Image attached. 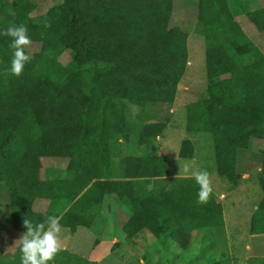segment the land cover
Here are the masks:
<instances>
[{
  "label": "trees",
  "instance_id": "16d2710c",
  "mask_svg": "<svg viewBox=\"0 0 264 264\" xmlns=\"http://www.w3.org/2000/svg\"><path fill=\"white\" fill-rule=\"evenodd\" d=\"M195 4L191 31L204 41L206 87L186 105L185 129L212 136L216 173L229 183L241 179L238 151L261 154L263 197L249 233L264 235V53L258 47L264 0ZM173 5L0 0V30L23 24L32 40L25 48L29 61L15 77L6 71L10 38L0 36V184L9 195L13 231H26L24 219L43 222L54 215L74 232L88 225L108 193L130 214L122 226L126 239L143 231L169 235L185 251L194 232L224 227L219 197L212 192L207 203H197L191 177L170 179L164 189L166 158L151 153L189 66L188 35L174 26L181 18L173 21ZM239 16L254 31L245 33ZM155 105L165 106V116H151ZM132 148L150 154L135 155ZM194 156V145L184 139L178 158ZM43 158L66 164L42 172ZM38 201L45 203L42 211L35 209ZM19 249L0 264H20Z\"/></svg>",
  "mask_w": 264,
  "mask_h": 264
},
{
  "label": "rangeland",
  "instance_id": "374dc122",
  "mask_svg": "<svg viewBox=\"0 0 264 264\" xmlns=\"http://www.w3.org/2000/svg\"><path fill=\"white\" fill-rule=\"evenodd\" d=\"M195 3L197 0H174L172 19L178 22L181 18L174 26L188 35L187 65L189 66L178 85L164 135L157 141V147L151 153L166 158L168 176L163 179L164 189L167 188L170 179L187 178L183 173L186 163L209 173L212 192L222 203L224 227L207 232H194L189 248L181 251L169 235L156 238L149 232L143 231L132 239L120 238L123 228L120 224L122 222L118 219L125 220L127 209L118 201L116 206L112 205L111 210L104 209L107 206L102 204L91 226L93 236L85 234L88 238L80 241L81 247L78 248V253L73 254L69 246L65 248L67 251L60 247L61 251L56 255L54 264H234V258L236 264H264V235L250 237L249 233L252 212L263 196L257 182V175L261 171V154L250 150L238 151V173L241 179L229 183L216 173L212 136L202 132L188 133L185 129V107L199 100L206 87L204 41L201 36L191 31L196 17ZM237 22L245 33L254 31L246 16L237 17ZM263 38L264 36L259 40L262 41ZM258 47L264 50V45L259 44ZM164 108V105L151 107V116H165ZM184 139L190 140L194 145L195 156L192 160L178 158L180 143ZM259 143L264 144L263 141ZM130 153L150 154L136 151L135 148H132ZM41 162L42 172L47 168L63 167L66 164L65 160L59 158H43ZM107 195L113 198L110 193ZM118 208L119 211L115 213V209ZM0 223L4 226L11 224L9 195L3 184H0ZM11 232L17 237L22 235L13 230ZM116 237L119 238L118 241L114 240ZM59 242L60 245L63 244V241ZM67 242L72 244L70 240ZM254 253L257 255L255 256ZM250 257V261L246 262Z\"/></svg>",
  "mask_w": 264,
  "mask_h": 264
},
{
  "label": "clouds",
  "instance_id": "9594fccd",
  "mask_svg": "<svg viewBox=\"0 0 264 264\" xmlns=\"http://www.w3.org/2000/svg\"><path fill=\"white\" fill-rule=\"evenodd\" d=\"M0 36L10 38L9 48L12 49L6 71L12 76L19 77L29 61V56L25 52V48L32 43L28 29L23 24L10 25L0 30ZM183 173L186 177L193 178L198 185L196 202L207 203L213 191L209 173L196 169L189 163L184 165ZM23 225L26 231L19 239L20 264H54L56 255L61 251L59 241L62 228L58 217L49 215L46 221L35 223L31 219H24Z\"/></svg>",
  "mask_w": 264,
  "mask_h": 264
},
{
  "label": "crops",
  "instance_id": "0c3cea01",
  "mask_svg": "<svg viewBox=\"0 0 264 264\" xmlns=\"http://www.w3.org/2000/svg\"><path fill=\"white\" fill-rule=\"evenodd\" d=\"M262 40V39H261ZM261 44L264 45V38H263V42L261 41ZM262 51L264 52V50L262 49ZM262 52V53H263ZM260 163H261V159H260ZM261 165V164H260ZM246 178H248V176H246ZM243 179V177H242ZM245 179H243L242 181H244ZM263 197V196H262ZM262 199V198H261ZM116 199L113 197H110L109 195H105L101 200L98 201V203L96 204L95 210H94V214L92 215V218H90L91 220L89 221L88 225L83 226V227H78L74 232H71L68 228H62V231L60 233V240L63 241V244L60 245V247L62 249H67V247H71L73 254L78 253V248L81 247L80 245V241L83 238H88L85 234H89L91 237L93 236V231L91 230V226L94 222V218L99 210V207L102 204H105L107 207H105L104 209L107 210H111L112 205H117L116 204ZM44 202H36L35 204V209L38 211H42L44 208ZM256 209V208H255ZM103 210V209H102ZM102 210L100 211V215L102 216ZM126 210V209H125ZM119 211L118 209H115V213H117ZM122 213H124L123 211H121ZM126 217L125 220H120L122 223L121 226H123V223L128 219V216L130 215L129 212L126 210ZM254 212V211H253ZM252 212V214H253ZM117 220V219H116ZM117 220V223H118ZM106 221V220H105ZM2 227L0 229V260L5 258V260H7V256H12L13 253L20 248V242L19 239L20 237H17L16 235H13V233L11 232L12 227L11 224L8 226H4L3 224H1ZM7 227V228H6ZM83 234V236H82ZM250 237H256V236H252L250 235ZM122 239L126 240L125 235L123 234V231H121V237ZM68 240H70L72 242V244H70V242H67ZM114 240H119V238H115ZM95 239L93 240L94 243ZM102 242H100L101 244ZM110 244V243H109ZM65 249V251H67ZM72 256V255H71ZM236 259V258H235Z\"/></svg>",
  "mask_w": 264,
  "mask_h": 264
}]
</instances>
